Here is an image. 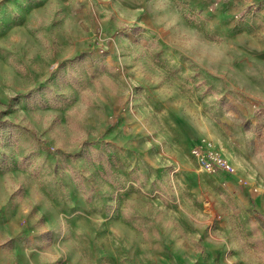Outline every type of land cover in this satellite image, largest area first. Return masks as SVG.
I'll return each instance as SVG.
<instances>
[{
	"label": "rangeland",
	"instance_id": "374dc122",
	"mask_svg": "<svg viewBox=\"0 0 264 264\" xmlns=\"http://www.w3.org/2000/svg\"><path fill=\"white\" fill-rule=\"evenodd\" d=\"M0 264H264V0H0Z\"/></svg>",
	"mask_w": 264,
	"mask_h": 264
},
{
	"label": "built area",
	"instance_id": "2783aa9c",
	"mask_svg": "<svg viewBox=\"0 0 264 264\" xmlns=\"http://www.w3.org/2000/svg\"><path fill=\"white\" fill-rule=\"evenodd\" d=\"M192 157L208 171L232 174L233 168L228 161L217 151L211 150L202 144L196 145L191 151Z\"/></svg>",
	"mask_w": 264,
	"mask_h": 264
},
{
	"label": "bare ground",
	"instance_id": "6f19581e",
	"mask_svg": "<svg viewBox=\"0 0 264 264\" xmlns=\"http://www.w3.org/2000/svg\"><path fill=\"white\" fill-rule=\"evenodd\" d=\"M209 145H210V144H209ZM210 146H211V148H213L212 145H210Z\"/></svg>",
	"mask_w": 264,
	"mask_h": 264
}]
</instances>
